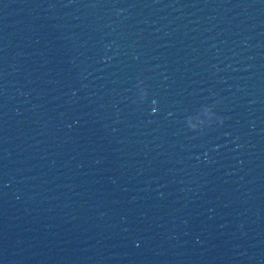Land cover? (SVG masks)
I'll list each match as a JSON object with an SVG mask.
<instances>
[{
    "label": "water",
    "instance_id": "obj_1",
    "mask_svg": "<svg viewBox=\"0 0 264 264\" xmlns=\"http://www.w3.org/2000/svg\"><path fill=\"white\" fill-rule=\"evenodd\" d=\"M0 264H264L164 135L91 0H0Z\"/></svg>",
    "mask_w": 264,
    "mask_h": 264
}]
</instances>
